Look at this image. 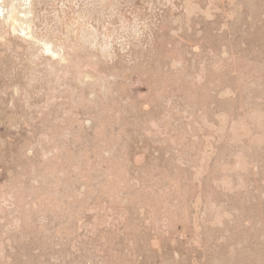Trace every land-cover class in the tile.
<instances>
[{
	"label": "rangeland",
	"instance_id": "obj_1",
	"mask_svg": "<svg viewBox=\"0 0 264 264\" xmlns=\"http://www.w3.org/2000/svg\"><path fill=\"white\" fill-rule=\"evenodd\" d=\"M0 264H264V0H0Z\"/></svg>",
	"mask_w": 264,
	"mask_h": 264
}]
</instances>
